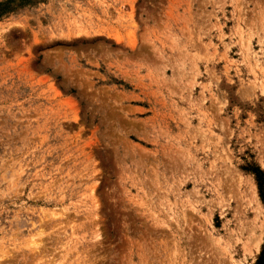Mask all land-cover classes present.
<instances>
[{
    "label": "rangeland",
    "instance_id": "374dc122",
    "mask_svg": "<svg viewBox=\"0 0 264 264\" xmlns=\"http://www.w3.org/2000/svg\"><path fill=\"white\" fill-rule=\"evenodd\" d=\"M0 3V264H255L264 0Z\"/></svg>",
    "mask_w": 264,
    "mask_h": 264
},
{
    "label": "trees",
    "instance_id": "16d2710c",
    "mask_svg": "<svg viewBox=\"0 0 264 264\" xmlns=\"http://www.w3.org/2000/svg\"><path fill=\"white\" fill-rule=\"evenodd\" d=\"M6 3V2H5ZM5 3H0V6L5 5ZM254 173L258 191L261 199H264V173L259 167L249 168ZM255 264H264V247L262 248Z\"/></svg>",
    "mask_w": 264,
    "mask_h": 264
}]
</instances>
